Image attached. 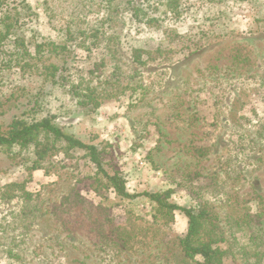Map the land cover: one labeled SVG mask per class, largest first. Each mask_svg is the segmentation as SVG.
Here are the masks:
<instances>
[{
  "label": "rangeland",
  "instance_id": "1",
  "mask_svg": "<svg viewBox=\"0 0 264 264\" xmlns=\"http://www.w3.org/2000/svg\"><path fill=\"white\" fill-rule=\"evenodd\" d=\"M176 1L178 16L163 14L166 0H150L151 8L144 0L10 1L19 15L0 45V121L54 117L65 133L95 146L104 169L118 171L126 192L139 196L123 198L112 187L96 192L97 168L83 151L69 163L57 152L50 160L57 167L32 172V149H1L0 188L26 183L39 197L27 205L41 216L16 221L26 233L8 227L0 234V264H21L2 239L22 233L25 245L14 251L24 264H182L188 218L176 211L171 225L155 224V203L144 195L169 190V201L183 208L196 205L188 191L196 192L244 247L225 264L256 261L264 216H253L250 200L264 198V0ZM128 3L199 47L134 63L133 49H156L165 36L163 28L132 19ZM2 8L0 27L13 26L15 17ZM97 30L94 42L88 36ZM18 38L30 58L16 53ZM39 44L46 47L37 54ZM74 193L84 203L68 204ZM236 203L251 208L241 228L230 225ZM20 205L7 201L0 216Z\"/></svg>",
  "mask_w": 264,
  "mask_h": 264
},
{
  "label": "trees",
  "instance_id": "2",
  "mask_svg": "<svg viewBox=\"0 0 264 264\" xmlns=\"http://www.w3.org/2000/svg\"><path fill=\"white\" fill-rule=\"evenodd\" d=\"M10 1L13 0H0V8H2L3 16H14L15 20L12 23L5 25L3 28L0 27V45L14 33V26L17 24L16 18L19 13L16 7L11 6ZM159 1V0H157ZM149 5L150 0H144ZM132 3H128L131 5ZM139 5V4H138ZM138 5H131L129 9L132 12V19L138 22H144L149 27H157L158 29L163 28L160 25V18L150 17L148 11ZM164 15L170 12L172 15L178 16L179 4L176 0H166ZM158 10V7L154 8ZM1 22V21H0ZM163 33L165 40L163 43H159L156 49H144L136 48L132 51L133 62L140 66H147L156 60H169L173 51L180 49L181 51L192 52L194 49L197 50L199 47L195 42H186L182 35L171 29H164ZM100 31H93L88 38H91L94 42L95 38L98 39ZM87 38V37H86ZM99 40V39H98ZM16 53L22 57H31L29 49L25 41L20 38L16 39ZM53 50H57L54 43H50ZM46 47L45 44H39L36 47V53L40 52ZM164 49V50H162ZM36 54V55H37ZM77 93V92H75ZM53 118H43L41 120L27 121L20 118H15L9 125H4L0 121V150L4 151L12 150L13 148L19 147L21 150L32 149L34 154V160L32 161V172L37 170L57 167L53 161V157L57 152H63L65 157L63 163H69L74 159V153L76 151H83L84 157L88 159V162L93 164L97 168V172L92 177L94 183L91 187L96 191L100 192L102 189L113 188L117 196L123 198L133 199L139 195L131 196L126 192L125 181L121 178V174L118 171L110 175L104 169V162L102 159V153L93 145L85 144L83 141L77 139L73 135L65 133L64 129L56 126L53 123ZM49 163V164H44ZM50 167H49V166ZM24 182H14L5 185L0 188V205H4L7 201L20 199L21 205L18 209L8 210L2 216H0V226H2V236L6 234L8 227L10 229L19 228L17 220L22 218L25 214L30 216L29 219L36 220L41 216V211L38 208L32 210L27 204L35 203L38 204V196L33 198L31 193H28L25 189ZM194 200L196 205L191 208H183L178 205L171 203L170 196L172 191H165L163 193H145L144 195L155 203L153 222L155 224H161L163 226L171 225L174 221V215L176 211L183 212L188 218V230L186 235L180 241L182 252L184 257L181 260L182 264H225L226 259L233 258L235 255L244 250V247H240L237 241L232 237L227 236L223 227L220 224L217 214L212 210V207L202 197L198 196L196 192L188 191ZM73 197H68L66 201L68 204H76L78 201L80 204L84 203L82 196L79 193H74ZM250 203H254L255 213L257 219L264 216V198L261 196H254ZM75 206V205H74ZM40 209V208H39ZM232 212H235L234 221L230 222V225H236L237 228H241L243 220H245L248 211L251 212V208L243 207L242 209L237 206V203L231 207ZM33 211V212H32ZM71 212V210H69ZM71 216V215H70ZM25 233L27 232L24 229ZM15 239H2V244L5 245L7 241L10 242L9 249L7 250L10 258L21 262L19 253L15 252L16 247H23L25 245V239L23 237ZM4 238V237H2ZM118 239V238H115ZM125 244V243H124ZM226 245L227 247H223ZM241 254V253H240ZM253 259L256 261L253 264H262L264 259V247L261 250H257L252 253ZM196 257H201L203 260H195ZM189 262H188V261ZM249 264V263H248ZM251 264V263H250Z\"/></svg>",
  "mask_w": 264,
  "mask_h": 264
}]
</instances>
